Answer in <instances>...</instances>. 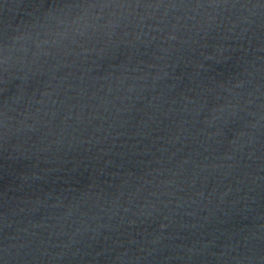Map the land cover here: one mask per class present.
Instances as JSON below:
<instances>
[{
    "label": "water",
    "instance_id": "obj_1",
    "mask_svg": "<svg viewBox=\"0 0 264 264\" xmlns=\"http://www.w3.org/2000/svg\"><path fill=\"white\" fill-rule=\"evenodd\" d=\"M264 169V0H0V264H214Z\"/></svg>",
    "mask_w": 264,
    "mask_h": 264
}]
</instances>
